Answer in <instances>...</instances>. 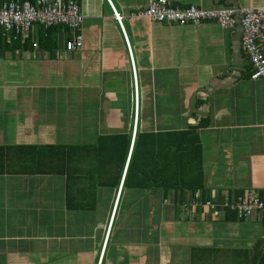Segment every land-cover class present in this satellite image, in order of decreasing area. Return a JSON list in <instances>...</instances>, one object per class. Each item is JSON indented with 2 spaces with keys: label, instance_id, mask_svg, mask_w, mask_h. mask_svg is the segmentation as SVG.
<instances>
[{
  "label": "crops",
  "instance_id": "1",
  "mask_svg": "<svg viewBox=\"0 0 264 264\" xmlns=\"http://www.w3.org/2000/svg\"><path fill=\"white\" fill-rule=\"evenodd\" d=\"M78 1L90 29L83 28L82 50H65L71 34L64 28L55 47L33 46L35 26L29 41L1 52L22 80L0 86V264H264L259 214L238 220L223 209L189 211L169 192L123 188L131 150L119 186L99 188L95 197L88 185L96 179L85 181L67 205L66 177L51 173L67 163L64 148H93L101 136L130 133L135 124L143 132H196L209 198L264 190V79H250L239 25L152 22L139 16L151 0ZM170 2L264 6V0ZM113 6L128 24L138 118L129 47ZM89 149L88 163L72 159V168L96 173ZM83 201L89 208H74Z\"/></svg>",
  "mask_w": 264,
  "mask_h": 264
},
{
  "label": "trees",
  "instance_id": "2",
  "mask_svg": "<svg viewBox=\"0 0 264 264\" xmlns=\"http://www.w3.org/2000/svg\"><path fill=\"white\" fill-rule=\"evenodd\" d=\"M29 1L33 2L34 0ZM124 25L130 37L125 22ZM35 26H38L36 45H39L41 48L50 49V47H55L58 42V34L61 28L66 29L72 35V32L62 25H54L48 28H43V26L39 24ZM122 36L125 38L123 32ZM31 38L32 35L23 40L27 42ZM19 40L20 38L7 44L0 33V53L17 47L19 45ZM126 51L128 64L132 71L133 91L135 89L136 94L137 86L141 99V90L137 83V72L135 77L132 56L127 46ZM133 62L135 65L134 58ZM250 75L251 72H249V76ZM134 108L136 111L135 97L133 103V117L136 115ZM136 118H138V116H136ZM135 126L137 128V124H135ZM133 132L132 130L130 133L103 135L93 148L92 145L88 144H73L67 145L64 148L65 154H67L65 156L67 163L63 165L61 171L52 169L51 173L65 175L69 191L67 195L68 206L74 190L81 191L82 189L76 185H83L85 181L96 179V185H88L90 191L94 189V192L90 195L93 196L95 193V197H97L99 188H103L104 186H119L124 175L123 171L129 150H131V156H129V164L127 165V170L123 179V188H134L143 190L144 192L159 190L164 194L169 192L173 194V201L177 206H181L188 200L189 196H193L197 191L201 192L204 200L209 199L205 188V175L202 167V147L196 132H192V130H159L156 132H143L137 130L134 133L135 137L133 136ZM89 148L94 150V168L96 169V173H82L80 168H72V159H76L80 163H88L84 159H87L88 153L92 152ZM115 172H117L115 175L116 180L114 179V183L110 185V181L108 180L114 177ZM250 191H254L258 196H262L263 193V191L258 192L256 190H249L247 192ZM76 207L87 209L89 205L86 201H83L74 208ZM232 214L237 218V214ZM237 219L243 220V218Z\"/></svg>",
  "mask_w": 264,
  "mask_h": 264
},
{
  "label": "built area",
  "instance_id": "3",
  "mask_svg": "<svg viewBox=\"0 0 264 264\" xmlns=\"http://www.w3.org/2000/svg\"><path fill=\"white\" fill-rule=\"evenodd\" d=\"M114 8V6H113ZM115 17L125 36L131 56L132 51L122 18L114 8ZM139 16L146 17L152 22L164 24L187 25L200 24L214 20L222 28L233 29L240 27V46L251 66L250 79H264V6L246 8L230 6L221 8H204L196 4L185 7L173 5L170 0H151ZM84 15L81 4L76 0H0V33L7 44L20 38L31 37L35 25L48 28L62 25L72 32L64 40V48L68 52L80 51L84 48L83 33ZM36 41L32 43L36 46ZM133 72L136 77V68L133 62ZM139 91L136 86L135 106L136 116L139 112ZM137 131L135 126L134 133ZM189 211L212 210L237 214V218H248L257 213L264 220V190L262 196L254 191L245 192L237 197L225 198L217 201L215 198L204 200L200 191L182 205ZM198 212L195 214L197 216Z\"/></svg>",
  "mask_w": 264,
  "mask_h": 264
},
{
  "label": "rangeland",
  "instance_id": "4",
  "mask_svg": "<svg viewBox=\"0 0 264 264\" xmlns=\"http://www.w3.org/2000/svg\"><path fill=\"white\" fill-rule=\"evenodd\" d=\"M134 20H136V19H134ZM127 26H128V24H127ZM109 27H110V30H112L114 32L117 31L115 28H113L111 26L110 23H109ZM83 28H84V32L85 33H89V31H90V29H89V23L85 22ZM84 48H85V45H84ZM97 53H99V51H97ZM13 65H14V62H11V59L9 58V56L8 55L7 56H4V53H3V55L1 53V55H0V86H8V85H11L12 82H16L17 83L20 80H22L19 77V75L16 77V79L13 77V75H12V72L13 71L10 70V66H13ZM127 87H128V89H130V87H131L130 79H129V74L127 75ZM132 92H133L132 93V95H133V100L132 101L134 103L135 89ZM127 99L130 100V93H128ZM142 109H143V105H141V111H142ZM134 111H135V108H134ZM133 114H132V117H133ZM132 129H134V128L132 127ZM102 208H103V204H102ZM102 212H103V210L101 209L97 215L98 216H101L102 215Z\"/></svg>",
  "mask_w": 264,
  "mask_h": 264
},
{
  "label": "clouds",
  "instance_id": "5",
  "mask_svg": "<svg viewBox=\"0 0 264 264\" xmlns=\"http://www.w3.org/2000/svg\"><path fill=\"white\" fill-rule=\"evenodd\" d=\"M126 173V172H125ZM124 177H125V175H124ZM124 179V178H123Z\"/></svg>",
  "mask_w": 264,
  "mask_h": 264
}]
</instances>
